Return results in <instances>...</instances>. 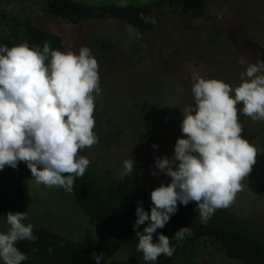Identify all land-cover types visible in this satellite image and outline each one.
<instances>
[{
    "label": "rangeland",
    "instance_id": "1",
    "mask_svg": "<svg viewBox=\"0 0 264 264\" xmlns=\"http://www.w3.org/2000/svg\"><path fill=\"white\" fill-rule=\"evenodd\" d=\"M47 1L0 0V37L16 34L15 21L11 19L28 17L35 26L60 35L65 53L78 54L81 47L91 50L99 64L101 88L95 97L94 112L93 131L98 139L81 153L96 168L107 173L115 171L120 179L123 162L128 158L134 162L132 173L140 170L149 178L150 171H156V176L165 179L154 166L155 158H171L177 139L186 138L180 123L184 108L195 106L190 91L193 74L218 79L235 88L249 64L264 60V0H206L205 13L196 20L174 8L156 7L154 28L146 35H138L111 19L70 24L48 16ZM72 1L143 5L159 0ZM121 105L125 108L116 121L122 131L115 141L118 130L112 117ZM136 117L139 119L134 120ZM137 122L144 123L141 133H136ZM239 122L243 127L241 137L257 148L258 155L228 209L264 228V121H254L240 113ZM153 144L157 147H151ZM0 186L6 196L23 188L26 220L33 228L43 227L86 244L92 253H104L100 264H140L128 246L91 225L69 194L59 187L37 184L24 162H19L16 169L6 166L0 171ZM6 227L5 218L0 216V232ZM195 260L197 264H242L211 246L197 249Z\"/></svg>",
    "mask_w": 264,
    "mask_h": 264
},
{
    "label": "clouds",
    "instance_id": "2",
    "mask_svg": "<svg viewBox=\"0 0 264 264\" xmlns=\"http://www.w3.org/2000/svg\"><path fill=\"white\" fill-rule=\"evenodd\" d=\"M142 18L155 24L153 18ZM240 81L233 88L193 74L195 106L184 108L180 123L186 138L177 139L171 158L157 157L154 162L171 182L150 192V212L139 205L135 210L133 229L147 222L143 232L136 233L137 251L146 264L173 255L170 239L159 234L154 243L153 234L169 222L178 203L195 202L206 224L216 210L234 203L251 173L258 150L241 137L239 114L264 121V60L249 64ZM100 93L99 64L88 47L76 54L53 50L48 42L42 50L27 43L0 45V171L24 162L37 184L72 192L75 179L90 165L79 153L97 143L94 112ZM133 165L130 158L123 162L122 179L131 175ZM26 219V211L6 214L9 227L0 232V264L27 259L16 247L19 241L36 239L33 225L23 223ZM189 233L184 227L174 237L183 239ZM91 258L100 264L104 253L93 252Z\"/></svg>",
    "mask_w": 264,
    "mask_h": 264
},
{
    "label": "trees",
    "instance_id": "3",
    "mask_svg": "<svg viewBox=\"0 0 264 264\" xmlns=\"http://www.w3.org/2000/svg\"><path fill=\"white\" fill-rule=\"evenodd\" d=\"M162 6L174 8L187 18L196 20L204 15L206 0H159L154 4L143 5L133 3L87 5L72 0H49L45 5V13L73 25L91 20L111 19L127 25L138 35H146L153 30L154 24L146 23L142 17L155 20L154 9ZM11 21H15L16 34L0 37V45L12 47L27 43L29 47H39L42 50L44 43L48 42L53 50L65 52L60 35L35 26L28 17L23 19L14 17ZM117 108L116 116L112 117L115 120L114 127L118 130L115 141L122 131L118 128L116 119L121 118L125 106ZM146 118L147 121H151L149 116ZM136 119L139 118H134ZM106 120L110 121L109 118ZM142 125L144 123L137 122L136 133L141 131ZM79 154L82 155L81 152ZM109 171L111 173L99 170L90 162L85 174L75 179L72 192L59 188L77 202L91 225H96L117 242L128 246L133 258L140 264H146L142 253L137 251L136 233H142L147 222L134 230L133 224L137 218L135 210L139 205L146 212H150L152 207L150 192L161 184L166 186L171 180L167 179L166 175L165 179L158 176L148 178V175H143V171L140 170L131 173L126 179H120L115 175V171ZM2 181L4 180L2 179L1 183ZM24 193L21 187L16 188L12 196L0 192V216L6 218L9 212L26 211L27 214ZM177 208L169 222L153 234L154 243L157 242L159 234L168 237L174 253L171 257L160 256L154 264H197L196 251L206 246L215 247L228 259L240 261L242 264H264V228L253 220L223 208L216 210L205 224L201 222L199 213L195 210V202H190L186 206L178 203ZM23 223L27 225L30 222L25 220ZM8 227L7 225L3 232H6ZM184 227H187L190 233L183 239H176L175 233ZM33 235L36 237L34 241L24 240L16 244V247L27 256L22 264H95L91 258L92 252L82 242L68 239L43 227L33 228Z\"/></svg>",
    "mask_w": 264,
    "mask_h": 264
}]
</instances>
